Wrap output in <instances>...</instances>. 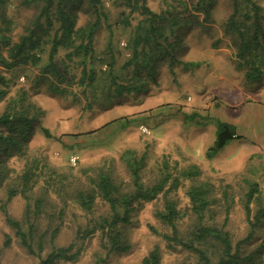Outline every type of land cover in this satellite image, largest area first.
<instances>
[{"label": "rangeland", "instance_id": "1", "mask_svg": "<svg viewBox=\"0 0 264 264\" xmlns=\"http://www.w3.org/2000/svg\"><path fill=\"white\" fill-rule=\"evenodd\" d=\"M21 1L0 0V26L8 23L7 35L13 42L18 41L43 2L36 0L25 6ZM102 1L107 21H102L95 34V52L104 55L111 50L121 65L130 56V50L122 43L127 44L132 28L142 16L138 12L129 14L123 0ZM180 1H185L192 10L198 0ZM255 1L264 13V0ZM144 2L156 13L168 8L183 11L172 0ZM231 11L230 0H215L210 20L203 22L204 26H192L182 36L183 50L178 57L184 64L176 65L173 75L167 67L162 68L158 84L152 86L151 83L148 92L123 95L92 110L83 109L87 100L79 93L81 87L76 82L67 87L73 92L66 97L53 96L36 79L37 71L33 67L19 66L10 71L0 65V75L8 79V93L0 100V114L15 94L42 110L25 152L21 156L14 153L3 156L0 169L1 205L7 200L8 191L16 187L17 177L27 161L36 159L44 168L45 176L30 195L31 201L37 198L45 201L36 226L45 238L41 256L45 257L52 246H67L76 241L77 231L86 226L89 215L77 207L71 196L90 186L88 177L94 176L98 168L108 171L123 189L132 187L131 173L121 159L122 153L129 149L139 157L145 155L140 171L143 185L150 186L170 174L164 192L168 190V198L176 203L181 236L186 237L195 224L187 196L188 189L195 184L210 186L211 205L205 214V224L223 228L234 245L248 237L259 215L260 222L252 237L241 244V252L243 256L256 253L253 262L244 264H264V73L259 81L248 82L242 71L235 68L233 37L223 31L224 21ZM90 19L89 14L79 12L77 26ZM63 55L64 51L60 50L58 60ZM42 57L46 61V52ZM189 115L194 118L189 120L186 117ZM255 118L261 121V126L253 121ZM116 119L119 121L98 130ZM218 120L234 122L241 139L229 141L208 160L205 154L216 140ZM141 126H145L149 134L142 133ZM42 128L48 130L50 137L45 136ZM88 132L93 134H82ZM71 158L77 159L75 164ZM89 168L92 171L86 176L83 172ZM190 169H196L197 176H181ZM47 174L52 176V186L45 188ZM252 183L257 184V192L247 214L246 193ZM163 196L162 193L152 201L135 204L131 222L124 228L129 249L109 255L100 264H139L154 247L160 250V264H195L193 253L178 246L169 249L162 239L163 233H170L156 217V213L163 210ZM7 209L14 219L23 222L25 201L20 195L11 198ZM104 211L98 203L94 214L97 216ZM53 230L57 232L50 240ZM6 236L10 243L3 247ZM0 252L1 264L39 263L37 256L28 254L20 246L1 210ZM104 256L100 236L96 233L84 241L77 261L56 264H97V258Z\"/></svg>", "mask_w": 264, "mask_h": 264}, {"label": "trees", "instance_id": "2", "mask_svg": "<svg viewBox=\"0 0 264 264\" xmlns=\"http://www.w3.org/2000/svg\"><path fill=\"white\" fill-rule=\"evenodd\" d=\"M123 1L129 8V14L138 12L142 18L131 30V36L126 44L130 56L121 65L111 50L104 55L95 52V34L102 26V21H107L102 0H43L38 13L28 22L17 42H13L7 35L9 25L4 21L6 22L4 26H0V65L10 71L19 66L33 67L37 71L36 79L42 82L46 91L53 96L66 97L73 92L67 87L76 82L81 87L79 93L87 100L84 110H92L94 106L102 107L123 95L148 92L151 83L152 86L158 84L157 77L162 68L167 67L173 75L175 66L184 64L178 57L183 50L182 36L192 26L201 27L204 26L203 22L210 20L215 0H198L192 10L187 7L185 1L172 0L182 7L183 11L168 8L159 13L151 11L145 5V0ZM35 2L36 0L21 1L25 6ZM230 2L232 11L224 21L223 31L233 37L232 46L236 50L235 68L242 71L245 81L257 82L264 73L262 7L255 0ZM79 12L91 16V19L81 26H77ZM60 50L64 51V55L58 60ZM45 52L46 61H43L42 56ZM0 87L2 100L8 93V79L3 75H0ZM41 114L42 110L33 103L26 102L22 95L15 94L10 98L8 105L0 114L1 170L3 156H11L13 153L21 156L25 152L34 125ZM186 117L189 120L194 118L193 115ZM118 121L119 119H116L106 123L98 130H103ZM217 123L216 140L205 154L208 160L213 159L229 141L241 139L236 134L234 125L219 120ZM42 131L46 137H50L47 129L42 128ZM121 159L131 173L132 187L123 189L104 168H98L94 176L89 175L90 186L74 192L71 200L79 209L86 212L90 219L86 226L77 231L76 241L67 246H52L45 257L41 256L45 238L36 228L45 201L44 198L30 200L36 184L45 176L44 168L36 159L27 161L17 177L16 187L8 191L7 200L0 205V210L7 225L14 230V236L20 246L28 254L37 256L38 264L77 261L83 250L84 241L96 233L100 236L105 251L103 258H97V264L104 262L113 253L127 251L129 245L124 228L131 222L135 204L152 201L162 193L163 210L157 212L156 217L170 230L169 234L161 235L167 248L173 249L178 246L193 253L196 256L195 264H244L255 260L256 253L242 255L241 244L252 237L255 227L260 222L259 215L250 227L248 237L234 245L230 235L223 228L205 224V214L211 205L209 199L211 190L208 184H195L187 192L195 224L185 234L186 237H183L177 226L179 211L176 203L168 198V190L164 192L171 178L170 174L167 173L152 185L145 186L140 179L145 155L139 157L135 151L127 149L122 153ZM164 167L167 168L166 163ZM91 171L92 168H89L83 173L87 176ZM51 174L46 175L45 188L52 186ZM197 174L196 169H190L183 171L181 176L193 178ZM256 192L257 184L252 183L246 193L247 214ZM16 195H20L25 201L23 222L14 219L8 213L7 205ZM98 203L105 211L95 216ZM56 232L53 230L50 233V240L54 239ZM9 243L10 238L6 236L3 247H7ZM160 263V250L154 247L139 264Z\"/></svg>", "mask_w": 264, "mask_h": 264}, {"label": "built area", "instance_id": "3", "mask_svg": "<svg viewBox=\"0 0 264 264\" xmlns=\"http://www.w3.org/2000/svg\"><path fill=\"white\" fill-rule=\"evenodd\" d=\"M122 44H124L125 46H126V44L125 43H122ZM140 131L142 132V133H144V134H149V131H148V129L145 127V126H141L140 127ZM75 158H71L70 159V161L73 163V164H75Z\"/></svg>", "mask_w": 264, "mask_h": 264}, {"label": "crops", "instance_id": "4", "mask_svg": "<svg viewBox=\"0 0 264 264\" xmlns=\"http://www.w3.org/2000/svg\"><path fill=\"white\" fill-rule=\"evenodd\" d=\"M255 116H261L260 114H256ZM253 121L255 122V123H258L259 124V126H261V121H259L258 119H253ZM230 124H232V125H234L235 126V123L234 122H230ZM263 126H264V122H263ZM235 128H236V126H235ZM236 134H237V132H236Z\"/></svg>", "mask_w": 264, "mask_h": 264}]
</instances>
